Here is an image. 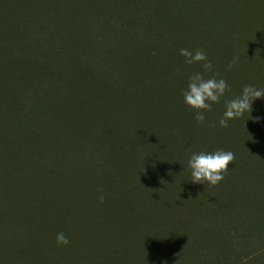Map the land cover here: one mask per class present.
<instances>
[{"label": "trees", "instance_id": "1", "mask_svg": "<svg viewBox=\"0 0 264 264\" xmlns=\"http://www.w3.org/2000/svg\"><path fill=\"white\" fill-rule=\"evenodd\" d=\"M112 1L117 15L107 14L100 0H0V33L3 22L16 28L11 37L0 35V264H264V225L261 230L246 224L230 227L235 211L224 200L229 189L233 200L244 196V209L250 213L255 203L264 205V160L249 161V171L233 165L215 185L193 183L187 166L193 152H213L228 138L241 139L242 119L256 121L251 138L264 150V129L258 125L264 122V98L255 99L251 112L229 120L227 127L218 124L225 100L238 96L243 85L264 88L263 39L254 40L255 56L246 53L235 64L237 85L227 82L229 89L205 112L203 122L175 110L180 124L176 136L188 137L182 144L177 140L158 160L144 121L128 123L122 117L114 125L118 116L112 107L85 110L84 94L77 91L97 82L108 102L116 94L117 101L126 103L135 92L162 100L158 83L148 82L152 78L146 72L134 80L122 77L130 75L133 61L153 67L168 62L171 44L158 33L169 28L171 16L183 8L177 0ZM23 9L26 23L18 17ZM183 11L185 24L204 36L209 29L205 16ZM226 15L217 8L220 30ZM140 42L149 55L138 54L135 46ZM202 43L176 45L194 51ZM196 71L209 77L202 68ZM170 102L169 107L191 108L179 97ZM68 114L74 122L67 123ZM127 138L130 143H121ZM15 158H31L36 169H58L72 176L86 170L89 177L103 178L116 168L119 184L127 182L130 160L132 171L149 184L156 179L169 185L179 210L188 216L182 222L181 215L179 220L161 217L157 202L119 205L107 202L103 192L57 186L44 174L3 167ZM257 209V216L264 217V208ZM59 232L68 237L67 245L57 244Z\"/></svg>", "mask_w": 264, "mask_h": 264}, {"label": "rangeland", "instance_id": "2", "mask_svg": "<svg viewBox=\"0 0 264 264\" xmlns=\"http://www.w3.org/2000/svg\"><path fill=\"white\" fill-rule=\"evenodd\" d=\"M79 1V0H75ZM88 1V0H86ZM104 3V10L109 15H117L118 8L117 5L112 0H100ZM180 2L181 11L177 10L175 15L171 16L172 24L169 28L164 29L162 32L158 33L160 36L171 44L170 56L167 63L153 67L150 64H145L144 66L140 63H132V69L129 72V76L125 75L122 77L123 81H127L129 78H134L137 74L146 72L152 79L148 82L158 83V93L162 95V100L157 97L145 96L143 94L136 95L135 98L130 99L126 103H120L117 101L119 98L116 94L112 97L113 102H108L103 92V85H99L97 82L91 83V88L86 91H77L79 94H84L83 107L87 110L91 107H102L103 109L113 108L115 119L112 120L114 125L121 121V118L128 123H134L139 121H144L146 127L150 130V136H153L152 142H154V152L156 151V158L162 160L165 157L166 149L172 146H177V140L182 144L183 140L188 137V135L181 133V136L177 134V127L180 125L177 122V117L175 116L176 109L180 110L179 115L183 113L184 118H188L194 115L195 109H189L180 104V109L176 106L166 104L171 103L172 97H179L181 101L183 100L182 92L187 86L188 76L193 73L195 68H201L200 63H193L191 65L184 63V57L180 55V47L176 45L179 41L194 43H202V48L199 49V45L196 49L201 50L205 53L209 61L213 60L212 70L206 72L210 76L216 75L217 78L223 77L229 85H237L236 77L234 76L235 64L243 58L246 53L248 55L255 56L257 54V46L254 43L256 37L263 39L262 45L264 46V0H177ZM124 8V7H123ZM217 8H222L227 12L226 22L224 28L221 30L216 25L217 24ZM125 9L128 12H132V9ZM190 10L197 13V18L205 16V19L209 25L207 33L199 36V32L195 26L192 24H185L184 11ZM169 13V12H168ZM18 17L25 21L28 19V13L23 9L18 12ZM135 14V13H134ZM3 22V21H2ZM27 25V24H26ZM3 31L0 33L2 37H11L16 31L15 26L7 25L3 22ZM224 32H228L230 36ZM1 37V36H0ZM202 38V39H200ZM126 44H129L130 40L126 39ZM261 45V44H260ZM138 54L145 55L150 51L144 45V43H137L135 46ZM194 49V51L196 50ZM193 51V52H194ZM234 57H238L235 63L232 62ZM215 58V59H213ZM259 58V57H258ZM158 68V70H157ZM168 70L167 72H165ZM34 69H31L32 73ZM161 72V73H160ZM156 75L154 76V74ZM163 73H165L163 75ZM228 73V74H227ZM160 77H158V75ZM133 75V76H132ZM125 89V88H124ZM127 92V90H123ZM84 92V93H83ZM128 93V92H127ZM130 94V93H129ZM134 95V94H133ZM185 110V111H184ZM181 112V113H180ZM119 114V115H118ZM112 115V112L111 114ZM67 123L74 122L73 118L68 114L66 116ZM172 117V119H171ZM181 119V117H180ZM117 120V121H116ZM169 124V129L166 130L164 125ZM71 127L74 123L70 124ZM257 125L254 120H241V125H239V133L242 138H228L221 142L220 147L226 151H231L234 154V161L230 162L228 169L233 165H243L241 167L244 171L248 170L249 161H254L258 159L264 160V150L256 147L251 138V133L256 129ZM260 128L264 129V122L258 124ZM181 132V130H180ZM59 139V137H57ZM59 142L60 139L58 140ZM121 141V139H120ZM130 143V139H123L121 143ZM259 161V160H258ZM128 162L127 170L130 174H127V182H118L120 171L116 168L111 169L107 174L100 178L99 176H88L86 170H82L79 175L72 176L67 174H59L58 169L51 170H41L36 169L32 159H12L11 161H6L3 167L6 169L18 168L21 172H33L41 176L43 174L55 181L57 186H64L67 184L89 188L91 190H96L98 192L106 193V201H112L119 205H126L130 202L136 204H146L147 202H157L159 206V214L161 217L174 218L179 220V215H181V222L185 216L183 211L179 210L178 204L175 202L174 194L175 192L166 183L155 182L156 179L151 181L149 184L140 175L132 171L130 160ZM241 162V163H239ZM14 166V167H13ZM261 169L264 171V164H262ZM38 170V172H37ZM60 172V171H59ZM150 180V179H148ZM243 197H237L233 200L230 196V190L225 189V205L233 211H235V216L228 220V225L230 227H238L239 225H250L259 230L262 229L264 225V217L257 216V209L259 206L264 208L262 202L260 204L255 203L253 206L254 210L250 213L248 210L244 209ZM264 200V199H263ZM165 213V214H164ZM178 216V217H177ZM174 219V220H175ZM190 228V227H189ZM183 227L181 225V231ZM196 233H200L198 229H192ZM194 233V234H196Z\"/></svg>", "mask_w": 264, "mask_h": 264}, {"label": "clouds", "instance_id": "3", "mask_svg": "<svg viewBox=\"0 0 264 264\" xmlns=\"http://www.w3.org/2000/svg\"><path fill=\"white\" fill-rule=\"evenodd\" d=\"M180 55L185 58V64L200 63V67L204 72L212 70L211 61L199 49L193 52L189 49L181 48ZM237 59L238 57H234L229 67ZM228 89L229 85L223 77L217 78L216 75L205 77L202 72L196 71L188 76L187 86L183 90L182 95L184 103L196 110L194 119L198 122H203L205 120V112L211 111L212 105L218 103ZM258 98H264V88H259L252 84L243 85L238 96L225 100L224 111L218 120L219 126L227 127L229 120L240 118L245 112L250 113L253 101ZM256 119H259V117ZM233 161L234 154L230 150L217 149L213 152H193L187 161L192 178L191 181L193 183L207 182L215 185L223 179V171H226L229 163ZM99 199L103 201V195ZM56 242L58 245H67L69 240L63 232H59L56 234Z\"/></svg>", "mask_w": 264, "mask_h": 264}]
</instances>
